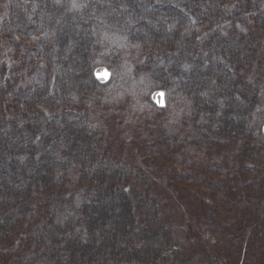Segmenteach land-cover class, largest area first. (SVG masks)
<instances>
[{
	"label": "trees",
	"instance_id": "16d2710c",
	"mask_svg": "<svg viewBox=\"0 0 264 264\" xmlns=\"http://www.w3.org/2000/svg\"><path fill=\"white\" fill-rule=\"evenodd\" d=\"M8 1L3 33L35 81L16 87L0 74V264H191L148 176L104 146L105 123L128 115L102 103L93 64L119 65L126 49L144 57L167 106L182 108L161 138L141 128L138 137L207 199L201 230L215 250L205 264H264V73L252 92L243 85L248 40L217 30L192 59L204 0ZM145 3L156 14L143 25ZM212 6L240 24L255 4Z\"/></svg>",
	"mask_w": 264,
	"mask_h": 264
},
{
	"label": "rangeland",
	"instance_id": "374dc122",
	"mask_svg": "<svg viewBox=\"0 0 264 264\" xmlns=\"http://www.w3.org/2000/svg\"><path fill=\"white\" fill-rule=\"evenodd\" d=\"M216 1L204 0L200 11V14L203 12L204 16L201 14L202 17L199 18L205 21L198 20L197 35L192 41L193 45L189 49V55L192 59H198L203 53L201 51L204 45L217 30L226 29L228 32L226 35L229 38L233 36V32L239 34L248 40V44L244 48L245 52L247 51L245 54H247L248 65L244 70L243 85L245 83L246 89L252 92L253 88L260 83V75L262 76L264 73V0H251L255 6L251 10H246L247 15L243 18V23L240 24L237 21L235 24L231 23L223 15L222 9L218 10L212 6V2ZM143 6L137 22L144 25L147 23L146 20L155 16L156 13L146 3ZM237 10L244 11L243 8H237ZM119 11L121 12V10ZM8 14L9 1L0 0V74L7 75L9 81H12L14 77L18 78V81L15 82L16 87H30L35 81V75L24 77V74H30V68H26V71L17 64L14 45L3 33V24ZM206 16H208V20H206ZM27 49H32V47H27ZM126 50L125 58H119L121 57L119 54L120 56L118 55L115 60L117 63L121 59L119 65L107 66L105 60H98L93 64V76L105 90L102 103L109 107L110 105H113L112 107L123 105L128 115V123H121L125 124L124 126H120L115 120H108L110 123H105L107 125L103 131L104 146L109 145L113 148L117 162L137 169L148 176L150 193L156 196L158 202L165 207L188 261L191 264H205L208 258L213 257L215 250L212 240L201 230L202 223L209 213L205 206L207 199L197 194V189L193 187V183L188 182V179L184 181V175H190L186 168L175 164L164 153L158 152L154 147L153 140L144 147L139 141L142 140L141 136L138 137L141 128L148 130L149 135L154 139L161 138L162 132L166 131L164 128L166 116H168L169 122L177 121V116L182 108L177 105L167 106L165 91L154 89V86L150 87L146 81V73L142 70L144 57L135 53L133 49ZM27 54L31 57L30 51ZM160 66L162 65L160 64ZM121 78L129 81L125 88L113 83V80L119 81ZM144 100H149L155 108L152 116H150L152 109L144 104ZM94 118L98 125L102 123L101 121L105 122V112L103 110L95 111ZM122 128H126L124 132H128L132 128L133 133L123 134ZM261 131L264 134V125Z\"/></svg>",
	"mask_w": 264,
	"mask_h": 264
}]
</instances>
